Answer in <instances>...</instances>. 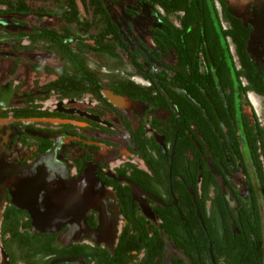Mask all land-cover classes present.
<instances>
[{
  "label": "flooded vegetation",
  "instance_id": "flooded-vegetation-1",
  "mask_svg": "<svg viewBox=\"0 0 264 264\" xmlns=\"http://www.w3.org/2000/svg\"><path fill=\"white\" fill-rule=\"evenodd\" d=\"M223 1L213 0L221 28L232 29L225 11L250 29L247 67L225 37L234 70L246 74L223 89L203 42L194 110L171 83L173 69L166 88L182 96L184 111L162 85L160 106L132 95L127 81L155 86L130 66L111 71L83 52L88 69H78L38 44L20 50L16 37L0 38V58L12 64L0 72V264H264V26L247 16L264 0ZM5 16V27L27 28L11 32L63 24L56 16ZM30 17L57 22L28 27ZM149 27V36L123 38L154 48ZM162 57L176 65L173 48ZM92 71L101 74L97 83ZM208 75L219 83L213 93Z\"/></svg>",
  "mask_w": 264,
  "mask_h": 264
},
{
  "label": "trees",
  "instance_id": "trees-1",
  "mask_svg": "<svg viewBox=\"0 0 264 264\" xmlns=\"http://www.w3.org/2000/svg\"><path fill=\"white\" fill-rule=\"evenodd\" d=\"M108 1L114 2V0ZM134 1L149 6L152 9V15L158 21L157 26L149 27L154 48L148 47L147 44H144L142 48L134 47L125 41L120 27L112 19L104 0H0V16L37 14L56 16L63 21L59 28L34 27L29 32H11L4 24H0V38L16 37L17 43L14 47L20 50H30L38 44L39 49L58 55L67 66L78 69H88L87 57L82 55L83 52H90L93 61L99 67H105L111 71L130 66L155 86V89L154 87H141L132 81H127L125 83L129 84L134 91L132 95L138 92L140 95L137 97L141 101L156 102L157 106L162 104L160 85L170 94V99L174 102H181V95L169 92L166 88V84L170 83L167 71L173 69L171 83L186 91L189 101L183 98L182 100L194 110L192 102L195 106L197 105L200 98V87L203 86L198 58L199 52L203 51V42H205L204 60L220 71L218 77L221 79L223 89L234 83L233 76L239 81V77L246 74L244 71L234 70L225 37L232 38L237 54L247 67L248 57L245 56L244 48L250 29L244 26L239 19L229 16L224 11V18L229 19L232 29L223 30L213 0ZM219 1L224 7L225 2ZM79 4L83 8V15L78 7ZM175 21L179 22V27L175 25ZM81 36H87L89 42L81 43ZM24 37H27L30 45L21 44ZM67 41L70 42L67 43ZM170 48H173L177 54V62L174 66L168 65L166 59L162 57ZM146 52L149 55L151 53V56L146 55ZM154 64L160 65L163 71L153 73ZM100 75L92 71L91 77L94 83H97ZM111 76L118 77L119 75L111 73ZM208 76L213 79L207 83L205 90L207 93H213L219 83L215 81L216 77L213 75ZM248 78L253 80V76H248ZM120 82L115 79L110 83L117 85ZM154 90L158 92L157 97L152 96ZM127 93L130 95L131 91L128 90ZM179 105L181 111H184L185 106L182 102ZM189 116L196 121V112L194 114L190 112Z\"/></svg>",
  "mask_w": 264,
  "mask_h": 264
},
{
  "label": "rangeland",
  "instance_id": "rangeland-1",
  "mask_svg": "<svg viewBox=\"0 0 264 264\" xmlns=\"http://www.w3.org/2000/svg\"><path fill=\"white\" fill-rule=\"evenodd\" d=\"M106 7L112 17V19L118 24L121 32L123 33L126 40H130L137 35L141 36H149L148 27L149 25L157 24V20L152 15L150 9L146 7H139L134 0H114V2H110L108 0H104ZM1 8V6H0ZM248 18L252 21L257 22L261 27L264 26V5L260 1H258L254 7V10L248 13ZM5 19L9 18L8 16H3ZM28 27L33 25L38 26H52L57 21H51L48 19L39 20L35 17H30L26 19ZM8 30L11 31H20L23 29H27L23 26L14 27V26H6ZM37 61H40L44 64H49L53 66H57V62L50 57L37 54ZM12 64L10 61L5 58H0V72L3 70H8ZM23 74L22 79L26 83L27 87H32L34 83V76L27 67L23 66ZM10 77H7L4 82L9 81ZM2 83V82H1Z\"/></svg>",
  "mask_w": 264,
  "mask_h": 264
},
{
  "label": "water",
  "instance_id": "water-1",
  "mask_svg": "<svg viewBox=\"0 0 264 264\" xmlns=\"http://www.w3.org/2000/svg\"><path fill=\"white\" fill-rule=\"evenodd\" d=\"M10 21L9 20H7V19H5V18H0V23L1 24H7V23H9Z\"/></svg>",
  "mask_w": 264,
  "mask_h": 264
}]
</instances>
